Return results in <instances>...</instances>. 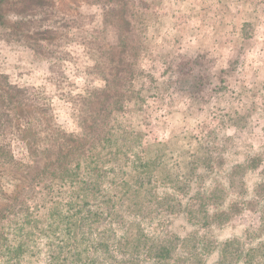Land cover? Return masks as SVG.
I'll use <instances>...</instances> for the list:
<instances>
[{"label": "trees", "instance_id": "16d2710c", "mask_svg": "<svg viewBox=\"0 0 264 264\" xmlns=\"http://www.w3.org/2000/svg\"><path fill=\"white\" fill-rule=\"evenodd\" d=\"M89 1L105 11L91 31L80 21L89 19L81 15L74 41L87 58L93 52L94 69L104 86H86L74 95L73 76L62 73L69 89L64 86L57 97L70 104L72 110L66 111L74 129L59 126L53 111L46 112L50 103H45L47 117L39 122L26 113L22 132L29 138L28 163L0 161L16 175L32 173L29 183L5 176L18 182L12 190L0 173V264H264V146L254 143L258 128L264 132V111L221 109L220 118L228 125L220 124L203 140L205 158L199 160L206 161V170L200 166V173H172L160 161L145 172L150 164L139 158L141 140L118 122L124 104L140 98L134 85L139 82L141 51L131 50L147 32L146 17L142 11H118L121 0ZM112 4L117 10H110ZM3 20L0 11V24ZM67 23L62 21V26ZM249 26L243 22L241 34L248 36ZM110 32L116 36L115 47L136 40L129 57L112 67L111 78L107 67L112 61H106L103 48ZM55 54L58 61H69L63 52ZM103 91L111 92L101 102ZM228 128L234 132L228 134ZM129 159L136 170L126 179L127 173L115 172L114 164ZM192 161L198 162L195 157ZM257 172L259 181L252 183ZM244 211L258 214V226L220 240ZM178 222L192 223L195 229L184 235Z\"/></svg>", "mask_w": 264, "mask_h": 264}, {"label": "rangeland", "instance_id": "374dc122", "mask_svg": "<svg viewBox=\"0 0 264 264\" xmlns=\"http://www.w3.org/2000/svg\"><path fill=\"white\" fill-rule=\"evenodd\" d=\"M121 2L118 11H142L148 27L131 50L132 54L141 51L137 60L139 82L134 85L140 98L124 104L118 125L134 131L141 140L139 158L144 165L150 164L145 172H151L161 161L172 173H180L181 169L200 173L198 167L206 170V161L199 160L205 158L201 146L210 130L224 123L221 109L264 111V0H134L132 5V0ZM115 7L110 5V10ZM0 11L4 16L0 24V161L28 163L25 141L29 138L22 132L26 113L33 114L37 122L41 116L47 117L45 103H50L46 112L53 111L59 126L75 128L66 111L68 107V111L72 110L70 104L66 106L57 97L62 89H69L62 73L73 76L70 87L75 89L74 95L86 86L100 90L104 86L94 69L93 52L87 58L84 48L74 39L75 21L81 15L89 19L80 21L91 31L105 10L89 0H4ZM64 20L68 23L63 27ZM243 22L250 23L248 36L241 34ZM115 38L110 32L103 44L108 53L106 61H112L107 67L109 78L112 67L122 57H129L136 41L133 37L128 46L115 47ZM56 52H63L69 61H58V55H52ZM110 92L101 93V102ZM7 111L15 116L14 120ZM226 125L227 122L222 127ZM21 128V132L17 131ZM227 132L234 131L228 128ZM255 139V147L262 148L264 132L260 128ZM154 155L160 158L156 160ZM193 157L199 161L193 162ZM114 165L115 172L127 173L126 179L134 176L136 169L130 159ZM6 166H0V173L4 172L3 183L8 189H15L18 182L5 176L15 175L22 183L31 181V172L19 170L16 175ZM258 175L252 174V183L259 181ZM258 223V214L244 211L234 218V226L223 230L218 238L242 235ZM177 226L184 235L195 229L188 222H178Z\"/></svg>", "mask_w": 264, "mask_h": 264}, {"label": "crops", "instance_id": "0c3cea01", "mask_svg": "<svg viewBox=\"0 0 264 264\" xmlns=\"http://www.w3.org/2000/svg\"><path fill=\"white\" fill-rule=\"evenodd\" d=\"M253 70H255V68Z\"/></svg>", "mask_w": 264, "mask_h": 264}]
</instances>
